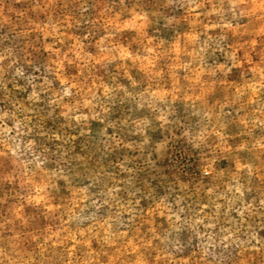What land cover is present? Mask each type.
<instances>
[{"label": "rangeland", "instance_id": "1", "mask_svg": "<svg viewBox=\"0 0 264 264\" xmlns=\"http://www.w3.org/2000/svg\"><path fill=\"white\" fill-rule=\"evenodd\" d=\"M0 264H264V0H0Z\"/></svg>", "mask_w": 264, "mask_h": 264}]
</instances>
